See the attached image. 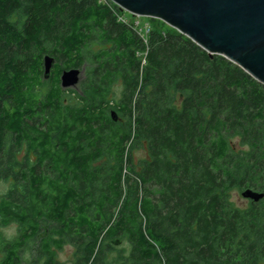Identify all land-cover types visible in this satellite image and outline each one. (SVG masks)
<instances>
[{
	"label": "trees",
	"instance_id": "obj_1",
	"mask_svg": "<svg viewBox=\"0 0 264 264\" xmlns=\"http://www.w3.org/2000/svg\"><path fill=\"white\" fill-rule=\"evenodd\" d=\"M140 20L110 0H0V264L34 245L42 264L65 247L73 264H264V199L233 200L264 193V85Z\"/></svg>",
	"mask_w": 264,
	"mask_h": 264
},
{
	"label": "water",
	"instance_id": "obj_2",
	"mask_svg": "<svg viewBox=\"0 0 264 264\" xmlns=\"http://www.w3.org/2000/svg\"><path fill=\"white\" fill-rule=\"evenodd\" d=\"M136 18L155 19L187 37L210 56H221L264 85V0H110ZM44 79L54 59L44 58ZM81 71L61 75L64 90L75 89ZM112 118L116 121L115 113ZM242 197L255 203L264 193L246 190Z\"/></svg>",
	"mask_w": 264,
	"mask_h": 264
},
{
	"label": "rangeland",
	"instance_id": "obj_3",
	"mask_svg": "<svg viewBox=\"0 0 264 264\" xmlns=\"http://www.w3.org/2000/svg\"><path fill=\"white\" fill-rule=\"evenodd\" d=\"M124 18H125V21L127 22H130V21L135 22V20H132V17L130 18L128 16H124ZM139 19H141L140 21L144 23L145 27L150 26L149 22L147 21V18H139ZM114 90H115L117 98L120 97V92H121L120 85H117ZM143 156L144 154L142 152H139L135 155V158L138 159ZM8 188H9V185H7L4 182H0V197L7 192ZM242 193L234 194L233 200L236 203V205L239 206L240 208H246L249 204V200L243 198ZM1 232L7 238H13V236L15 237V227L14 226L2 229ZM111 240H115V239H111ZM36 249L37 247L34 245L31 249H29L24 254L23 260L25 262L23 264H42L43 263L42 260L37 261ZM56 261L58 264H73L74 263V250L70 247H65L62 252L58 253Z\"/></svg>",
	"mask_w": 264,
	"mask_h": 264
},
{
	"label": "built area",
	"instance_id": "obj_4",
	"mask_svg": "<svg viewBox=\"0 0 264 264\" xmlns=\"http://www.w3.org/2000/svg\"><path fill=\"white\" fill-rule=\"evenodd\" d=\"M103 2H105V0H102ZM147 28V27H146Z\"/></svg>",
	"mask_w": 264,
	"mask_h": 264
}]
</instances>
